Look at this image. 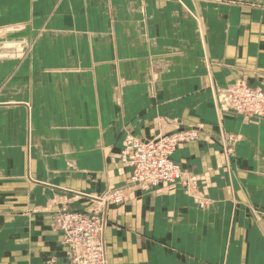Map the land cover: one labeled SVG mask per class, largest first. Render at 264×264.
I'll return each instance as SVG.
<instances>
[{"label":"crops","instance_id":"obj_1","mask_svg":"<svg viewBox=\"0 0 264 264\" xmlns=\"http://www.w3.org/2000/svg\"><path fill=\"white\" fill-rule=\"evenodd\" d=\"M4 32V33H3ZM264 0H0V264H62L60 211L103 209L106 264H264ZM178 129L187 184L141 191L123 139Z\"/></svg>","mask_w":264,"mask_h":264},{"label":"built area","instance_id":"obj_2","mask_svg":"<svg viewBox=\"0 0 264 264\" xmlns=\"http://www.w3.org/2000/svg\"><path fill=\"white\" fill-rule=\"evenodd\" d=\"M219 110L245 119H264V87L250 86L244 79L217 92ZM198 139L195 129H178L152 140L127 136L119 152L120 163L130 169L128 183L145 191L160 185H188L187 176L172 160V154L182 144ZM106 206L124 202L122 192L103 194ZM99 210L88 213L60 211L53 217V227L59 233L65 249L62 264H106L103 239L105 216Z\"/></svg>","mask_w":264,"mask_h":264},{"label":"rangeland","instance_id":"obj_3","mask_svg":"<svg viewBox=\"0 0 264 264\" xmlns=\"http://www.w3.org/2000/svg\"><path fill=\"white\" fill-rule=\"evenodd\" d=\"M240 79H242V78H240ZM238 80V79H237ZM246 81V80H245ZM247 82V81H246ZM247 84H249L248 82H247ZM250 85V84H249ZM250 86H252V85H250ZM174 154V153H173ZM172 154V155H173ZM172 158V157H171ZM173 160V159H172ZM174 161V160H173ZM176 163V162H175ZM160 186H164V185H160ZM157 187V186H156ZM153 188H155V187H152V188H150V189H148V190H145V191H149V190H151V189H153ZM142 191V190H141ZM106 194H108V193H110V191H107V192H105ZM104 194V193H103ZM97 195V196H95V197H93V205H95V207H92V208H90V210L89 211H87V212H82V213H88V212H91L92 210H99V211H101L103 214V217L105 216V214H104V211H103V209L105 208V205L103 204V202H101V200H104L105 199V197H103L104 195ZM109 203H111V202H109ZM108 203V204H109ZM111 204H114V203H111ZM110 205V204H109ZM107 206V205H106ZM105 222H106V220H105ZM105 225H106V223H105Z\"/></svg>","mask_w":264,"mask_h":264},{"label":"bare ground","instance_id":"obj_4","mask_svg":"<svg viewBox=\"0 0 264 264\" xmlns=\"http://www.w3.org/2000/svg\"><path fill=\"white\" fill-rule=\"evenodd\" d=\"M4 33V32H3Z\"/></svg>","mask_w":264,"mask_h":264},{"label":"water","instance_id":"obj_5","mask_svg":"<svg viewBox=\"0 0 264 264\" xmlns=\"http://www.w3.org/2000/svg\"><path fill=\"white\" fill-rule=\"evenodd\" d=\"M196 130V129H195Z\"/></svg>","mask_w":264,"mask_h":264}]
</instances>
